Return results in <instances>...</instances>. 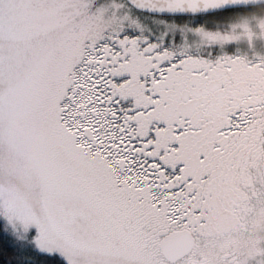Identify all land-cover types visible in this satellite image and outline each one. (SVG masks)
<instances>
[{
    "label": "snow or ice",
    "instance_id": "obj_1",
    "mask_svg": "<svg viewBox=\"0 0 264 264\" xmlns=\"http://www.w3.org/2000/svg\"><path fill=\"white\" fill-rule=\"evenodd\" d=\"M256 38L264 0H0V264H264Z\"/></svg>",
    "mask_w": 264,
    "mask_h": 264
},
{
    "label": "flooded vegetation",
    "instance_id": "obj_2",
    "mask_svg": "<svg viewBox=\"0 0 264 264\" xmlns=\"http://www.w3.org/2000/svg\"><path fill=\"white\" fill-rule=\"evenodd\" d=\"M244 13H233L230 15H218L215 12L207 13V14H201V15H194V16H186L183 18H177L178 21H184L187 20L191 24H204L208 28H217V26L221 27V29L226 28L227 24L225 21H233L239 17H242ZM200 26V25H198ZM241 43H244V41L237 42H227L224 45L225 51L229 53L237 52L239 50L240 53H246L249 56L252 54L253 49L256 52L264 53V39L262 38H256L254 40V44L252 47H242ZM246 43V42H245ZM247 44V43H246Z\"/></svg>",
    "mask_w": 264,
    "mask_h": 264
},
{
    "label": "rangeland",
    "instance_id": "obj_3",
    "mask_svg": "<svg viewBox=\"0 0 264 264\" xmlns=\"http://www.w3.org/2000/svg\"><path fill=\"white\" fill-rule=\"evenodd\" d=\"M144 22L149 26V27H151V28H153V30H155L157 27H159V25H157L156 24V22L155 21H153L152 19H151V17L150 16H147V15H145L144 16ZM178 22H183V21H178ZM187 22H189V21H187ZM226 23H231L232 21H225ZM227 26V25H226ZM217 28H221V27H219V26H217ZM246 41H244V43H241V46L242 47H245L246 45V47H248L249 45H248V43L246 44L245 43Z\"/></svg>",
    "mask_w": 264,
    "mask_h": 264
},
{
    "label": "water",
    "instance_id": "obj_4",
    "mask_svg": "<svg viewBox=\"0 0 264 264\" xmlns=\"http://www.w3.org/2000/svg\"><path fill=\"white\" fill-rule=\"evenodd\" d=\"M212 12H214V10H208V12H205V13H197L195 15L207 14V13H212Z\"/></svg>",
    "mask_w": 264,
    "mask_h": 264
}]
</instances>
